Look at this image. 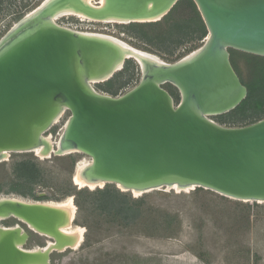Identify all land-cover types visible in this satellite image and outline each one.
<instances>
[{
	"label": "water",
	"instance_id": "obj_1",
	"mask_svg": "<svg viewBox=\"0 0 264 264\" xmlns=\"http://www.w3.org/2000/svg\"><path fill=\"white\" fill-rule=\"evenodd\" d=\"M72 1L92 16L163 14L150 21L157 22L180 0H106L102 12ZM193 1L209 32L200 53L146 73L135 59L141 82L120 97L100 94L87 82L108 81L123 68L129 58L115 45L51 23L43 13L29 23L25 16L0 42V154L40 146V135L67 107L65 147L91 157L88 177L104 187L149 191L179 183L264 202V119L225 127L205 117L227 114L246 99L230 49L264 57V0ZM51 4L46 16L60 9ZM166 84L179 90V103ZM10 216L60 246L68 243L59 228L62 212L47 203L0 198V217ZM28 239L20 226L0 228V264H49L52 252L24 249Z\"/></svg>",
	"mask_w": 264,
	"mask_h": 264
},
{
	"label": "rangeland",
	"instance_id": "obj_2",
	"mask_svg": "<svg viewBox=\"0 0 264 264\" xmlns=\"http://www.w3.org/2000/svg\"><path fill=\"white\" fill-rule=\"evenodd\" d=\"M45 1L4 0L3 8L0 11V42L13 30L15 25L19 24L31 12L36 11ZM99 2L101 0H94L96 6ZM181 13L187 18L193 17L194 14L185 7ZM56 24L82 34L96 33L112 36L137 50L157 56L167 64H175L197 52L204 46L206 40V38L203 40L188 38V41L178 48H168L169 52H165L162 50L164 48L148 46L132 36L127 29L131 23L99 22L68 15L59 18ZM197 35L199 34L197 33ZM193 48L196 49L188 53ZM240 52L242 51L236 50L233 54L231 53V58L233 55L238 67L236 72L247 87L249 82L258 77L257 65L256 62L250 60L249 56ZM129 60L134 61L136 67L127 71L125 76L114 85L116 88L114 90H117L116 95L102 90V86L110 79L94 82L92 85L96 91L100 94L120 97L134 89L141 82L142 72L135 59L129 58L127 61ZM125 64L115 75L124 70ZM164 88L168 90V84L164 85ZM219 116H209V119L225 127H235L222 123L218 119ZM70 117L71 112L64 111L59 120L44 134V137L51 138L54 142L55 152ZM55 152L43 158L34 152H10L8 159L0 162V177L11 176V164L14 160L21 159L25 155H32L49 171L51 183L58 185V182H66L71 176L70 161L64 158L68 155H76L78 162L75 165L74 175H72V182L75 184L74 176L78 166L92 163L90 156L80 152L65 155H56ZM107 185H114L121 191L130 193L135 199L146 197L148 218L144 217L147 219L131 230L120 229L103 222L91 239L87 240L88 228L75 223L78 212L76 206L73 226L85 229L81 245L76 249L67 248L63 251H53L49 264H264V202L240 201L203 188L178 191L162 187L136 196L137 194L133 191L123 190L115 184ZM38 191H41V194L49 193L50 195L54 192L47 188H38ZM0 198L18 199L29 203L57 202L36 200L15 193L1 194ZM153 220L163 224L162 226H167L166 222L171 221L172 226L168 231L172 230L173 232L170 231V233L174 236L168 237L169 234L166 231L152 228V225H159L152 224ZM17 226L23 228L29 235L27 243L23 245L26 250L45 248L49 242H53L51 238L31 230L17 218L10 217L0 220L2 228ZM153 232L159 236H150L149 234ZM196 253H199L203 259Z\"/></svg>",
	"mask_w": 264,
	"mask_h": 264
},
{
	"label": "trees",
	"instance_id": "obj_3",
	"mask_svg": "<svg viewBox=\"0 0 264 264\" xmlns=\"http://www.w3.org/2000/svg\"><path fill=\"white\" fill-rule=\"evenodd\" d=\"M3 5L4 0H0V11ZM184 7L189 8L190 12L194 13L193 17L187 18L181 13ZM165 25L166 28H164ZM127 29L136 39L154 48H164L162 50L165 52H169L168 48H178L188 41V38L191 40H203L209 34L193 0H180L160 22L131 23L127 26ZM195 49L193 48L188 53ZM233 52H236V50L230 49V53L233 54ZM240 53L249 56L250 60L256 62L258 77L247 84L248 95L246 99L236 109L227 114L220 115L218 118L222 123L234 125L235 127L248 126L264 119V57L245 52ZM231 59L234 69L238 71L233 55ZM135 67L134 61H127L124 70L117 73L104 84L102 90L116 95L117 90H114L116 89L114 85L125 76L127 71ZM168 91L176 102L179 103L180 94L178 90L173 85L168 84ZM64 159L70 161L71 176L66 182H58V185L51 183L49 171L45 166L37 162V159L32 155H25L21 159L14 160L11 164V176L0 177V195L15 193L36 200L57 202L73 196L78 208L75 223L76 225L88 228V233L86 234L87 240L91 239L94 232L101 227L100 224L103 222L113 227L131 230L148 218V215H146L148 214L146 197L135 199L130 193L123 192L114 185H106L104 188H98L94 191L86 187L79 189L72 182V175H74L78 158L76 155H68ZM38 188H47L54 192L52 195L48 193L41 196V191H38ZM82 218L83 221H81ZM155 223L159 225H152V228L166 231L169 234L168 237L174 236V234L170 233V231L173 232L172 230L168 231L171 229L170 226H172L171 221L166 222L168 223L167 226H162L163 224L153 220L152 224ZM154 232L149 235L159 236ZM196 254L203 259L199 253Z\"/></svg>",
	"mask_w": 264,
	"mask_h": 264
},
{
	"label": "bare ground",
	"instance_id": "obj_4",
	"mask_svg": "<svg viewBox=\"0 0 264 264\" xmlns=\"http://www.w3.org/2000/svg\"><path fill=\"white\" fill-rule=\"evenodd\" d=\"M83 6L85 7H89L90 9H94L97 12H102L104 10V7L106 5V0H101V2L97 3V6L95 5L96 3H94V0H78ZM65 2L63 5H61V3ZM51 3H56L58 5H61L59 8V10H56L53 14H50L48 16H46L48 13H50L49 8L52 7ZM55 4V5H56ZM49 5V6H48ZM46 7V8H45ZM47 10H45V9ZM49 10V11H48ZM43 13L44 17H47L46 20L56 24V21L63 17V16H68V15H75L84 19H92L95 21H99V22H118V23H129L131 21H138V22H150V21H156L158 20L163 14H159L158 16H148V17H144V18H133L129 19V17H125V16H117V15H103V16H92L90 14H88L86 11H84L83 9H81L79 6L76 5V3L72 0H68L67 2L64 0H46L36 11L31 12L26 20L23 23H29V21L33 20V17H39L41 14ZM33 18V19H32ZM22 22V21H21ZM23 25V24H21ZM20 25V26H21ZM57 25V24H56ZM19 24L16 25V29L13 28L12 31L9 32V34L4 37L3 41L1 44H3L7 39H9L12 34L14 33V31H17L19 29ZM78 33V32H76ZM81 35L84 36H88L91 38H97L100 40H105L107 42L112 43L113 45H115L120 51H121V56L123 58H133L136 59L137 61H139V63H141L144 73L147 72V70L150 67H161V66H165L167 65V63L161 61L157 56L137 50L133 47H131L129 44L114 38L112 36L109 35H105V34H94V33H90V34H82L79 33ZM208 40L205 41V44ZM0 44V45H1ZM204 44V45H205ZM203 48V47H202ZM201 48V49H202ZM201 49H199L197 52L191 54L190 56H188L187 58L183 59L182 61L176 62V63H183V62H187L189 60H191L192 58H194L198 53H200ZM171 65V64H170ZM101 79H106V78H99V79H89L87 82L89 84H93L94 82H98V81H102ZM67 110V107H63L59 113V115L55 118L54 123H56L60 116L64 113V111ZM209 116H211L210 114H206L205 117H207V119H209ZM210 120V119H209ZM212 121V120H210ZM213 122V121H212ZM53 126V125H52ZM51 126V127H52ZM45 133H42L40 135V138L42 139V143L40 146L34 148L31 152L36 153L38 156H41V158L43 157H48L51 153L55 152V144L54 142L51 140V138H46L44 137ZM57 147L58 149H56L57 151L55 152L56 155H65L68 153H72V152H78L76 149H72V148H66L65 144H64V135L62 136V138L60 139V141L57 143ZM10 151H4L0 154V162L5 161L6 159H8ZM93 164L89 163V164H81L80 166H78L77 170H76V174L74 176V182L76 183L77 186H80L81 188H85L88 187L90 189H96V188H100L104 186V182L100 181L98 179H89L88 177V172L89 169L91 168ZM121 189L123 190H128L124 187H122V185H120ZM119 187V188H120ZM166 188L169 189H174V190H193L195 189V185H181L179 183H173L169 186H164ZM161 187L157 188L160 189ZM152 190V189H151ZM133 191L135 194H137L136 196H138V194L140 193H144L147 191H142V190H138V189H133L131 190ZM150 191V190H149ZM6 199V198H5ZM55 208H57L58 210H60L63 214L62 217V223L59 226L60 231L62 233H64V236L66 238V244L60 246V244L56 243L54 239L53 242H49L48 246L43 248H38L35 249L33 251H48V252H53V251H63L67 248H73L76 249L81 245V242L84 238V233H85V229L83 227L80 226H73V221L75 220V215H76V204L74 203V199L73 197H69L64 201L61 202H50L47 203ZM11 217V216H10ZM10 217H0L1 219H5V218H10ZM23 221V220H22ZM31 230L40 233L43 236H47L48 238H50L47 234H45L42 231H39L38 229H36L35 227H33L32 225L24 222ZM18 227V226H17ZM2 228V227H0ZM7 229V228H5ZM21 246V245H20ZM42 264V263H40Z\"/></svg>",
	"mask_w": 264,
	"mask_h": 264
},
{
	"label": "flooded vegetation",
	"instance_id": "obj_5",
	"mask_svg": "<svg viewBox=\"0 0 264 264\" xmlns=\"http://www.w3.org/2000/svg\"><path fill=\"white\" fill-rule=\"evenodd\" d=\"M47 237V236H46Z\"/></svg>",
	"mask_w": 264,
	"mask_h": 264
}]
</instances>
